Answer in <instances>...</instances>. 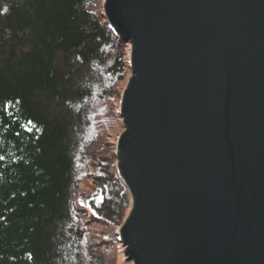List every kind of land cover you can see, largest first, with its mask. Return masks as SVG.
Instances as JSON below:
<instances>
[{
	"label": "water",
	"instance_id": "obj_1",
	"mask_svg": "<svg viewBox=\"0 0 264 264\" xmlns=\"http://www.w3.org/2000/svg\"><path fill=\"white\" fill-rule=\"evenodd\" d=\"M129 45L113 156L133 264H264V0H104Z\"/></svg>",
	"mask_w": 264,
	"mask_h": 264
},
{
	"label": "trees",
	"instance_id": "obj_2",
	"mask_svg": "<svg viewBox=\"0 0 264 264\" xmlns=\"http://www.w3.org/2000/svg\"><path fill=\"white\" fill-rule=\"evenodd\" d=\"M95 1L0 0V264H105L76 186L129 69ZM112 157L96 183L116 191L85 204L117 227L130 201Z\"/></svg>",
	"mask_w": 264,
	"mask_h": 264
},
{
	"label": "rangeland",
	"instance_id": "obj_3",
	"mask_svg": "<svg viewBox=\"0 0 264 264\" xmlns=\"http://www.w3.org/2000/svg\"><path fill=\"white\" fill-rule=\"evenodd\" d=\"M103 3L104 0H96L90 6L95 12H100L102 11ZM123 48L125 52L124 58L127 60V57L129 56V45L123 43ZM128 76L129 70L126 79L120 82L116 87L117 92H120V94L126 84ZM119 100L120 98L114 100L112 105H107L109 107L112 106L113 112L117 114L116 116L112 113L100 115L99 118L105 123V126L102 128L104 134L99 137L100 139L97 147L93 148V156L95 159L89 162L84 161L82 163L81 170L83 173L79 177L80 179L76 186L77 196L75 198V210L85 225L86 236L96 245H94V248L97 250V253L101 256L103 255L105 264H133L125 259L123 248L118 241L117 231L122 223L115 227V225L103 220L85 204L86 202H89L90 199H93L92 201L96 205V201L103 198V196L108 197L116 191V187L111 188L109 181H107L105 187L101 189L97 185L96 180L102 175V173H98L97 171V168H100L99 163L103 164L102 166H107L110 161L112 162L111 158H113L112 154L116 147L117 138L122 132L121 118L118 114ZM99 159H104L105 161L99 162ZM104 168L107 167H103V169ZM107 169L109 171V168ZM94 199H96V201ZM96 206L98 207L99 205L97 204ZM128 209L129 206L125 215L128 212Z\"/></svg>",
	"mask_w": 264,
	"mask_h": 264
}]
</instances>
